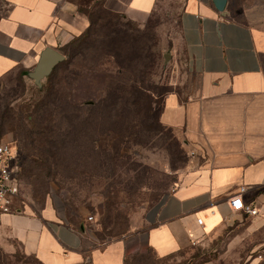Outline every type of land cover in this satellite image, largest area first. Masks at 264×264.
I'll list each match as a JSON object with an SVG mask.
<instances>
[{"label":"rangeland","instance_id":"374dc122","mask_svg":"<svg viewBox=\"0 0 264 264\" xmlns=\"http://www.w3.org/2000/svg\"><path fill=\"white\" fill-rule=\"evenodd\" d=\"M176 5L160 1L141 23L91 7V24L57 49L64 60L52 77L39 86L16 70L0 79V142L20 150L17 163L40 157L50 168L22 178L19 200L36 210L50 200L100 246L125 240L126 264H264V231L245 233V215L164 256L135 245L144 211L192 165L184 140L158 119L164 93L186 98L195 81ZM11 244V253L0 246V264H39Z\"/></svg>","mask_w":264,"mask_h":264},{"label":"crops","instance_id":"0c3cea01","mask_svg":"<svg viewBox=\"0 0 264 264\" xmlns=\"http://www.w3.org/2000/svg\"><path fill=\"white\" fill-rule=\"evenodd\" d=\"M160 1L0 0V79L31 71L43 49L57 50L82 33L89 20L80 9L99 5L141 23ZM173 1L195 81L185 86L186 98L177 91L163 96L159 121L193 156L133 233L137 247L159 256L239 220L243 214L231 211L228 200L241 188L243 202L258 212L249 216L245 233L264 231V0ZM12 241L42 264H123L126 254L125 240L100 246L84 227L66 223L50 200L36 210L18 198L11 213L0 215L5 252L13 251Z\"/></svg>","mask_w":264,"mask_h":264},{"label":"built area","instance_id":"2783aa9c","mask_svg":"<svg viewBox=\"0 0 264 264\" xmlns=\"http://www.w3.org/2000/svg\"><path fill=\"white\" fill-rule=\"evenodd\" d=\"M18 154L10 143L0 142V215L11 213L13 203L19 198L20 186L17 180ZM244 188H241V193ZM241 193L233 195L228 200V206L233 212H240L246 216H255L258 212L250 204H245ZM91 220V217L88 218ZM202 225V219H197Z\"/></svg>","mask_w":264,"mask_h":264},{"label":"trees","instance_id":"16d2710c","mask_svg":"<svg viewBox=\"0 0 264 264\" xmlns=\"http://www.w3.org/2000/svg\"><path fill=\"white\" fill-rule=\"evenodd\" d=\"M92 9H97L99 11H102V12H104L106 14H109V15H112L114 17H122L121 15L114 14V13H111V12L106 11L105 9H103L102 7H100L99 5L98 6L96 5V6L92 7ZM92 9L91 10L90 9H80V11L87 16L90 24H91L90 16L93 14L92 13L93 12ZM82 38L80 36L79 38L73 39L72 42L78 41L79 39L81 41ZM19 73H21L22 75H28L29 72L24 71V70H21V71H19ZM54 73H55V69H53V71L51 72V74L49 75V77H52ZM173 91L174 90L168 91V92L164 93L163 96H165L167 93H170V92H173ZM159 123L161 124L160 121H159ZM162 126L165 127V128H167V129H170V128L164 126V125H162ZM1 128H2V124H0V131H1ZM13 148L16 150L18 156H21L20 150L16 146H13ZM28 157H29V155H28ZM49 170H50V168L46 164V161H45L44 158H40V157L30 158L28 160V163H26V157H23V159L20 162L18 161V163H17V171H16V176H17V180L19 182L20 190H21L22 178H25L26 177L27 179L28 178H30V179L31 178H34V180H40V178H42V176H43L42 173H45V175H49L50 174ZM33 194H34V192H33ZM68 224H72V223L71 222H68ZM72 225H74V224H72ZM76 226L79 229L83 228V225L82 226L81 225H76ZM110 234H112V236H116L117 235L116 233L113 234V232H110ZM29 256H32L34 259H36L33 255H29ZM36 260L38 261L39 264H42L38 259H36ZM123 264H126V258L125 257H124V260H123Z\"/></svg>","mask_w":264,"mask_h":264},{"label":"water","instance_id":"95a60500","mask_svg":"<svg viewBox=\"0 0 264 264\" xmlns=\"http://www.w3.org/2000/svg\"><path fill=\"white\" fill-rule=\"evenodd\" d=\"M167 59L168 57H165V61H167ZM63 60L64 55L56 49L46 47L41 51L35 67L29 71L27 76L39 86L40 82L49 76L53 69Z\"/></svg>","mask_w":264,"mask_h":264}]
</instances>
